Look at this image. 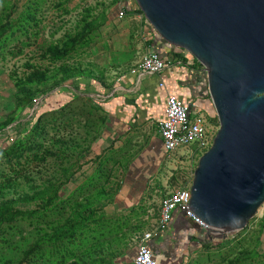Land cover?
I'll use <instances>...</instances> for the list:
<instances>
[{
	"label": "rangeland",
	"instance_id": "rangeland-1",
	"mask_svg": "<svg viewBox=\"0 0 264 264\" xmlns=\"http://www.w3.org/2000/svg\"><path fill=\"white\" fill-rule=\"evenodd\" d=\"M128 2L0 0V264H135L162 200L192 185L202 156L165 155L154 124L96 156L101 86L146 47L143 12L117 17ZM62 226L63 238L44 240ZM195 235L180 264H264V204L225 239Z\"/></svg>",
	"mask_w": 264,
	"mask_h": 264
},
{
	"label": "water",
	"instance_id": "water-1",
	"mask_svg": "<svg viewBox=\"0 0 264 264\" xmlns=\"http://www.w3.org/2000/svg\"><path fill=\"white\" fill-rule=\"evenodd\" d=\"M135 2L206 75L220 128L194 172L190 209L225 239L264 204V0Z\"/></svg>",
	"mask_w": 264,
	"mask_h": 264
},
{
	"label": "crops",
	"instance_id": "crops-1",
	"mask_svg": "<svg viewBox=\"0 0 264 264\" xmlns=\"http://www.w3.org/2000/svg\"><path fill=\"white\" fill-rule=\"evenodd\" d=\"M146 33V39L149 40L145 42L147 46L156 38L151 30ZM163 48V53H171L169 47L164 45ZM165 58H171V56ZM173 62L174 64L160 76L148 75L140 70L133 72V66L116 77L111 84L105 87L101 86V96L105 101L106 112L104 130L93 144L97 150L96 156L102 153L98 148L102 142L109 141L107 147H110L135 130H144L153 124L158 128L160 121L164 118L166 98L172 92L189 91L191 94L188 84L194 80L198 73L197 70L190 69L194 61L188 59L187 64L180 61ZM198 70L203 72L202 67H199ZM162 80L165 82L164 88L159 87ZM122 198L124 197L115 196L113 204H108L105 209L110 206L115 208L120 206L119 204L123 202ZM198 232L196 223L182 212H175L169 227L150 242L159 259V264L182 263L189 250L188 242L192 240L191 235ZM187 235L188 238L185 237Z\"/></svg>",
	"mask_w": 264,
	"mask_h": 264
},
{
	"label": "built area",
	"instance_id": "built-area-1",
	"mask_svg": "<svg viewBox=\"0 0 264 264\" xmlns=\"http://www.w3.org/2000/svg\"><path fill=\"white\" fill-rule=\"evenodd\" d=\"M126 8L124 5L118 8L117 17L119 19L127 16ZM147 23L148 30L154 33L153 27L148 21ZM148 41V39L145 40V42ZM173 61L172 58L161 57L156 45L150 43L132 71L140 70L148 75L160 76L174 64ZM159 87H165L164 80L159 83ZM37 101V99L34 100L35 103H38ZM210 101L213 106L211 98ZM219 128L220 124L214 106L212 113L200 100H194L189 91H174L166 98L164 118L158 125V132L165 155L179 153L189 146H195L193 150L197 156L201 157L212 147ZM191 198L190 185L170 193L162 200L158 222L140 236V243L136 248L135 264H159V259L150 242L169 227L175 212L184 213L203 230H207L206 225L190 209Z\"/></svg>",
	"mask_w": 264,
	"mask_h": 264
},
{
	"label": "trees",
	"instance_id": "trees-1",
	"mask_svg": "<svg viewBox=\"0 0 264 264\" xmlns=\"http://www.w3.org/2000/svg\"><path fill=\"white\" fill-rule=\"evenodd\" d=\"M135 8L138 9V10H140V8L136 4L135 0H130V4L128 2V7L126 8V11L128 13V12L132 11ZM154 34H155V38L156 39L152 43H154L157 46V48L159 49L158 51H159L161 57L171 56V58L174 61H180L181 63H184V64H187L188 63V58L184 56V51L185 50H182V49H178V48H174L172 46H169L168 44H166L158 36V34L155 31H154ZM164 45L170 48V50H171V51H169V52H171L170 54H168V53L166 54V53H163L162 52L163 49H164L163 48ZM188 55H189V57H191V60L194 61V64L190 66V69L195 70V71L196 70L198 71L197 76H195L194 80H192V82L188 84V86L190 87V91H191L192 97L194 98V100H200L201 103H203L204 106L207 107L208 110L213 113V106H212L211 101H210V96H209V92H208V83H207L206 75L203 72H201V71L198 70L199 67H201V65L199 64V62L193 56H191L190 54H188ZM30 90L31 89L28 90L29 95H31ZM110 200L111 199H109L108 202H110ZM47 203H48V201H47ZM108 204H110V203H108ZM6 213H7V210H5V209L4 210H2V209L0 210V221L5 217ZM172 221H173V219H172ZM77 223H80V222L77 221ZM196 226H198V231L199 232L203 231V228L200 227L198 224H196ZM66 234H67V232H65L64 226H62V227H56L53 230L52 234H50L48 236H45L44 240L46 239V240L51 241V240H55V238L56 239H60V238H63ZM191 236H192V240H196L195 234L194 235H191ZM185 237L188 238V235L185 236ZM184 241H185V239H184Z\"/></svg>",
	"mask_w": 264,
	"mask_h": 264
},
{
	"label": "flooded vegetation",
	"instance_id": "flooded-vegetation-1",
	"mask_svg": "<svg viewBox=\"0 0 264 264\" xmlns=\"http://www.w3.org/2000/svg\"><path fill=\"white\" fill-rule=\"evenodd\" d=\"M192 95V94H191Z\"/></svg>",
	"mask_w": 264,
	"mask_h": 264
}]
</instances>
